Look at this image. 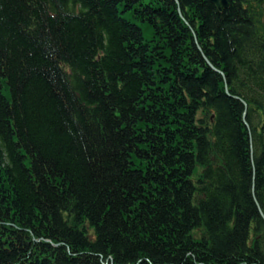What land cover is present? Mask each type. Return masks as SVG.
<instances>
[{
	"label": "trees",
	"instance_id": "trees-1",
	"mask_svg": "<svg viewBox=\"0 0 264 264\" xmlns=\"http://www.w3.org/2000/svg\"><path fill=\"white\" fill-rule=\"evenodd\" d=\"M226 1L0 0V264H264V0Z\"/></svg>",
	"mask_w": 264,
	"mask_h": 264
},
{
	"label": "water",
	"instance_id": "water-1",
	"mask_svg": "<svg viewBox=\"0 0 264 264\" xmlns=\"http://www.w3.org/2000/svg\"><path fill=\"white\" fill-rule=\"evenodd\" d=\"M209 3L214 5L217 9H226L228 7L226 0H208Z\"/></svg>",
	"mask_w": 264,
	"mask_h": 264
},
{
	"label": "bare ground",
	"instance_id": "bare-ground-1",
	"mask_svg": "<svg viewBox=\"0 0 264 264\" xmlns=\"http://www.w3.org/2000/svg\"><path fill=\"white\" fill-rule=\"evenodd\" d=\"M178 13L180 14V10H178ZM250 149H251V152H252V146H251V148H250Z\"/></svg>",
	"mask_w": 264,
	"mask_h": 264
}]
</instances>
